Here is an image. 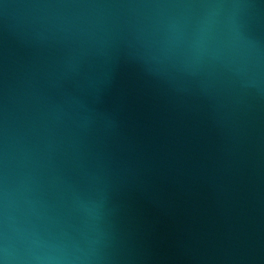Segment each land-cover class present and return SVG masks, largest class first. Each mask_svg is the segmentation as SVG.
I'll return each instance as SVG.
<instances>
[{
    "label": "water",
    "instance_id": "obj_1",
    "mask_svg": "<svg viewBox=\"0 0 264 264\" xmlns=\"http://www.w3.org/2000/svg\"><path fill=\"white\" fill-rule=\"evenodd\" d=\"M0 264H264V0H0Z\"/></svg>",
    "mask_w": 264,
    "mask_h": 264
}]
</instances>
